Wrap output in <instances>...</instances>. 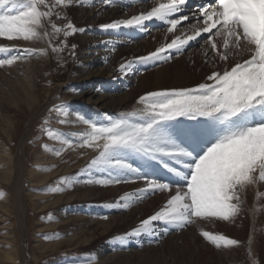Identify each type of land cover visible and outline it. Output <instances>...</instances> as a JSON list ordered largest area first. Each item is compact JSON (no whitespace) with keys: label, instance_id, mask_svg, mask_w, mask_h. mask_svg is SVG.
I'll list each match as a JSON object with an SVG mask.
<instances>
[{"label":"snow or ice","instance_id":"snow-or-ice-1","mask_svg":"<svg viewBox=\"0 0 264 264\" xmlns=\"http://www.w3.org/2000/svg\"><path fill=\"white\" fill-rule=\"evenodd\" d=\"M83 2L0 0V38L46 40L48 44V48H34L0 43V69L32 55H47L49 48L57 54L64 52L67 38L85 30L65 10ZM101 2L111 6L122 0ZM134 2L129 0L125 7ZM149 23L163 25L171 34L170 41L122 62L121 75L134 74L139 64L171 61L203 40L205 56L211 57L205 63L212 65L203 82L148 91L138 97L136 107L95 117L77 113L70 119V106L62 102L49 109L50 116L41 124V132L57 142L42 147L55 157L69 150L93 153L75 174L61 176L45 191L64 192L78 184L142 185L101 205L109 211L128 210L153 194H167L158 210L110 241L121 245L141 236L159 240L201 218L234 221L242 212L245 189L264 183V0H202L195 5L190 0H155L149 9L99 28L149 34ZM60 36L64 39L55 43ZM102 43L111 44L115 51V41ZM71 48L69 54L74 55L76 45ZM51 113L57 114L60 125L83 128L74 133L53 129ZM257 196L264 197V192ZM201 234L217 248L241 244L223 234ZM45 238L60 236L52 233ZM252 242L250 237L248 257L251 264H259Z\"/></svg>","mask_w":264,"mask_h":264},{"label":"rangeland","instance_id":"rangeland-1","mask_svg":"<svg viewBox=\"0 0 264 264\" xmlns=\"http://www.w3.org/2000/svg\"><path fill=\"white\" fill-rule=\"evenodd\" d=\"M73 8L74 6L69 9L73 10ZM70 17L72 16L70 15ZM141 43L140 45H142ZM74 52L77 53L76 48ZM54 54L57 55L58 60H61L60 63L65 60L66 56H61L60 53ZM175 57L172 59L173 63L178 61ZM122 60L124 59L120 58L119 61ZM148 66L149 68L144 69L147 72V79L143 85L146 84L145 87L153 88L151 85L156 78L155 66ZM57 70L62 71L60 79L65 80L66 76H63V66H59ZM53 74L52 72L48 74V79L46 78L48 82L46 81L45 85L49 84L41 91L43 101L36 108L26 106L17 110L13 139L0 131V156L5 159L6 163L10 161V157L4 155V151H6L5 147L2 146L4 144L8 150L10 149V155L14 161L18 155L20 156L22 166V172H20L22 178L20 183L22 186L21 209L20 206L19 208L17 207L13 190L10 188V184L16 182L15 175H13L11 181H7L0 176V203L4 201L12 207V212H9L5 211L0 204V231L2 232H0V251L9 247V243L5 244L4 242L5 238H8L9 240L13 239L11 247L15 249L17 254L16 261L13 263L0 257V264H88L89 261H85V258H95L98 255V251L99 255H105L107 261L96 263L91 260V264H251L248 257V240L250 237L253 241L252 249L255 253V259L259 261V264H264V197L257 196L258 190L256 197L253 195L249 201L242 196L244 200L242 212L234 221L201 218L195 224L182 230H172L167 235H162L159 240L141 236L139 238H131L121 245L110 241H112L113 237L130 231L139 224L141 219L158 210L165 202L167 194H153L128 210L109 211L101 205L111 203L124 192L132 191L142 185L139 183H128L97 186L94 189L91 185L85 184L83 187L88 191L95 190L94 193L100 192V195H97L91 201L95 205L97 204L96 206L103 213L94 215H100L101 217L108 215L109 219L103 220L100 218L101 221H106L107 229L104 233L101 232L102 228L92 232L93 234L96 233V235L90 244H77L81 229L73 230V222L64 223L61 213L66 214L73 203L81 205V202L76 201L75 198L79 197L83 187L75 190L76 186H74L64 192L45 191L44 189L49 186H55L56 181L61 176L72 174L70 173L71 169L67 170L65 168L75 165L73 169L76 168L75 170H78L83 167L93 153L86 150H69L61 157H55L42 147L44 143L50 145L57 143L41 132V124L45 118L50 116L49 109L53 105H58L62 102L67 103V95L61 94L60 98H54V101L48 106L49 94L47 90L54 85ZM126 78L132 84L133 77L126 76ZM105 87H99V90L104 92L106 91L105 89H109ZM113 87H117L120 90L125 88L122 83H115ZM112 89L110 88V90ZM149 89L139 92L138 95H143L144 93L142 94V92L150 91ZM124 92L125 89L123 90ZM58 119L59 117L56 113H51L49 125L53 129H62L71 133L72 127L60 125ZM81 151H85V155L81 156ZM45 176L46 179L44 180L46 181L41 180ZM260 192H264V186H261ZM69 196L73 197L67 200ZM86 205L94 206L90 202L84 204V206ZM254 211L258 212L257 216ZM90 214V212L85 213V221H87V217L89 218ZM253 216H256L255 227L257 229L253 226ZM91 227L94 229L95 225L93 224ZM202 231L223 234L241 241V244L239 246H221L217 248L202 236ZM52 233H58L60 238H45L46 234Z\"/></svg>","mask_w":264,"mask_h":264},{"label":"bare ground","instance_id":"bare-ground-1","mask_svg":"<svg viewBox=\"0 0 264 264\" xmlns=\"http://www.w3.org/2000/svg\"><path fill=\"white\" fill-rule=\"evenodd\" d=\"M154 2L155 0H135L131 6L125 7V5L129 4V0H122V2L114 3L111 6L102 3L101 0H84L83 4L74 6L73 10L66 9L68 18L78 27H82L85 30L67 38L68 47L65 48L64 52L60 53L61 56H66L63 62L60 63L61 60H58L57 55L49 48L47 55H32L19 61L11 68L0 69V131L13 139L17 110L26 106L36 108L43 101L41 91L49 84L45 85L46 81L48 82L47 76L50 72L54 73L53 81L55 82L47 90L49 94L48 106L54 101V98H60L61 94L67 95V104L70 106V119H74L77 113L95 117L104 112L111 114L136 107V100L141 95H138L139 92L150 88L145 87L146 84L143 85L147 79V72L144 69L149 68V66L145 64L137 65L138 70L134 74L128 75L133 77L131 84L118 71L119 65L135 56L146 55L162 43L169 42L171 34H167L165 27L159 23H149V34H143L134 29L105 32L99 28V25L110 23L114 19H123L138 14L142 10L149 9ZM199 2H202V0H190L192 5ZM66 22L65 20L57 21L60 24ZM63 39V36H60L55 43H59ZM109 40L116 42L115 51L111 50V44L102 43ZM0 43H15L21 47L48 48L46 40L6 41L0 38ZM75 44L77 53L74 52L75 54L71 55L69 54L73 51L71 46ZM206 48L207 45H204L203 40H201L199 44L193 43L181 55L176 56L175 58L178 61L175 63L171 60L154 65L156 78L151 85L153 88L149 90L156 91L169 87H192L198 82H203L212 69L211 64L205 63L206 59H211V57L205 56ZM120 58L124 60L119 61ZM59 66L64 68L63 76H66L65 80L60 79L62 71L57 70ZM224 66L223 64L220 65L221 68ZM115 83H122L125 88H121V90L117 89V87L114 88L113 85ZM98 85L99 87L106 86L105 88L109 89H105L106 91L102 92L99 90ZM110 88L113 89L110 90ZM124 89L125 92L123 93ZM146 92L148 91L142 92V94ZM69 126L72 127L71 133L83 128V125ZM2 146L6 150L4 155L10 157V161L6 163L5 159L0 156V176L7 181H11L13 175H15L16 182L10 184V188L13 190L12 192L16 197L14 199H16L17 207L19 208L22 192V186L20 185L22 181L20 176V172H22L20 156L18 155L14 161L11 158L10 149L8 150L4 144ZM74 166L72 165L65 169H71L70 173L75 174L79 169H73ZM44 179H46V176L41 180ZM75 186V190H77V188L83 187L85 184ZM97 186L99 187V185H91L94 189ZM261 186H264V183L248 186L243 193V198L249 201L253 195L256 197V192L257 190L260 192ZM81 189L84 191L81 190L79 197L75 198L76 201L81 202V205L73 203L66 214L61 213L64 223L73 222V230L81 229L77 240V244L80 245L91 243L96 235V233L93 234L92 232L102 228L101 232L104 233L107 229L106 221H101L100 215H94L103 213L102 210L91 201L97 195L99 196L100 192L97 191L99 194L94 193L95 190L90 192L84 187ZM72 197H67V200ZM88 202L94 206H84ZM0 204L5 211L12 212V207L9 203L2 201ZM87 212L91 214L85 221L84 217ZM257 213V211H254L255 215ZM256 216H253L254 227L256 226ZM93 224L95 225L94 229L91 227ZM255 228L257 229V227ZM12 241L13 239L5 238L4 242L5 244L9 243V247L0 251V257L7 259L11 263L16 261L17 258L15 249L11 247ZM1 243L4 244L2 241ZM105 260V255H99V251L95 260L93 259L96 263H101ZM85 261L89 260L85 258ZM91 262L89 261L88 264H91Z\"/></svg>","mask_w":264,"mask_h":264}]
</instances>
